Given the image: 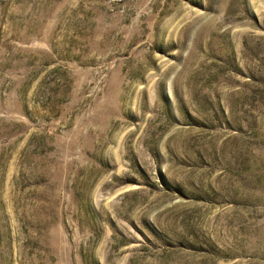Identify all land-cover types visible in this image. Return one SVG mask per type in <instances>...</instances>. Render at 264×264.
Instances as JSON below:
<instances>
[{"label":"rangeland","instance_id":"374dc122","mask_svg":"<svg viewBox=\"0 0 264 264\" xmlns=\"http://www.w3.org/2000/svg\"><path fill=\"white\" fill-rule=\"evenodd\" d=\"M0 264H264V0H0Z\"/></svg>","mask_w":264,"mask_h":264}]
</instances>
